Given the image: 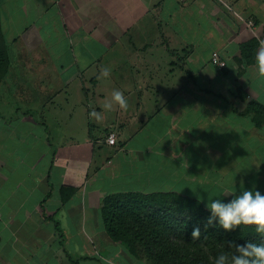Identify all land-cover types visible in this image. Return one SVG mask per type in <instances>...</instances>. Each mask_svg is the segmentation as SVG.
Listing matches in <instances>:
<instances>
[{
    "label": "crops",
    "instance_id": "1",
    "mask_svg": "<svg viewBox=\"0 0 264 264\" xmlns=\"http://www.w3.org/2000/svg\"><path fill=\"white\" fill-rule=\"evenodd\" d=\"M1 3L0 264H152L111 239L106 197L205 205L200 190L264 167V123L248 112L264 106V0ZM117 89L127 111H105Z\"/></svg>",
    "mask_w": 264,
    "mask_h": 264
},
{
    "label": "trees",
    "instance_id": "2",
    "mask_svg": "<svg viewBox=\"0 0 264 264\" xmlns=\"http://www.w3.org/2000/svg\"><path fill=\"white\" fill-rule=\"evenodd\" d=\"M0 0V83L9 73L10 53L4 31ZM248 112L254 114V122L262 127L264 106L253 102ZM103 214L109 236L115 242H123L137 250L146 242L143 257L152 264H214L215 258L228 249L227 242L244 244L248 241L261 243L264 237L255 231V226H241L226 232L220 227L204 223L210 211L199 200L176 193H123L106 197ZM200 225L202 236L191 239L193 228Z\"/></svg>",
    "mask_w": 264,
    "mask_h": 264
},
{
    "label": "clouds",
    "instance_id": "3",
    "mask_svg": "<svg viewBox=\"0 0 264 264\" xmlns=\"http://www.w3.org/2000/svg\"><path fill=\"white\" fill-rule=\"evenodd\" d=\"M255 65L258 75L264 78V42L261 43L255 54ZM111 70L103 67L100 72L101 77H108ZM127 111L128 101L124 93L120 90H113L111 98L102 104L105 111H112L114 107ZM89 118L99 122L104 116L101 112L92 109L89 112ZM233 198L228 202L221 199H208L206 208L210 211L204 223L205 231L209 227H220L226 232L234 231L237 227L255 226V231L264 237V195L259 191L242 190L239 195L234 193ZM202 202V199H201ZM202 236L201 227L198 224L191 232V239L199 240ZM228 249L219 254L214 264H264V242L255 243L248 241L244 244H236L234 241L227 242Z\"/></svg>",
    "mask_w": 264,
    "mask_h": 264
},
{
    "label": "rangeland",
    "instance_id": "4",
    "mask_svg": "<svg viewBox=\"0 0 264 264\" xmlns=\"http://www.w3.org/2000/svg\"><path fill=\"white\" fill-rule=\"evenodd\" d=\"M252 169L254 170V168H252ZM234 172H235V170H234ZM219 178H221V176ZM212 184H214V183H212ZM223 184L224 183L220 182L219 186H221ZM211 187H213V186H211ZM223 187H225V189H223L224 194L220 193V191L222 189H218V187L215 188L214 191H210L212 188L210 190L205 189L206 194L204 193V190H200V192L202 194H204L203 203L205 204V206L208 203V199L211 200V199H217L218 198V199H221L223 202L226 203L229 200H231L233 197L231 195L225 196V194H230V193L235 192L236 195H239L242 190L259 191L262 195H264V167L260 164L257 171L254 170V171L248 172V173L243 172L240 175L230 176V179L228 177V181L226 182V186L223 185ZM197 191L199 192L198 188L195 191V193ZM189 196H192L191 192H189ZM146 243H147V245L142 246L143 250H145V247L147 248V247H153L154 246L149 242H146Z\"/></svg>",
    "mask_w": 264,
    "mask_h": 264
},
{
    "label": "built area",
    "instance_id": "5",
    "mask_svg": "<svg viewBox=\"0 0 264 264\" xmlns=\"http://www.w3.org/2000/svg\"><path fill=\"white\" fill-rule=\"evenodd\" d=\"M248 25L253 28L254 22L248 21ZM212 64L215 65L216 67L220 68V69L226 67V62L221 59L218 52H214L212 54ZM108 143L111 145L116 144V134H114V133L109 134Z\"/></svg>",
    "mask_w": 264,
    "mask_h": 264
}]
</instances>
